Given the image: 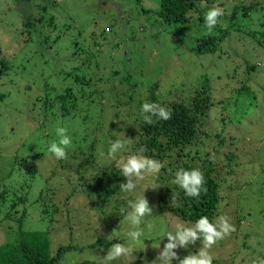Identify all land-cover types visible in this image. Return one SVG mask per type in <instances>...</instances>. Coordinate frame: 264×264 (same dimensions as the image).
I'll use <instances>...</instances> for the list:
<instances>
[{
	"label": "rangeland",
	"instance_id": "obj_1",
	"mask_svg": "<svg viewBox=\"0 0 264 264\" xmlns=\"http://www.w3.org/2000/svg\"><path fill=\"white\" fill-rule=\"evenodd\" d=\"M243 3L248 6L241 11ZM210 4L221 9L224 28L235 27L217 52L199 55L198 38L209 31L197 17L187 27L166 25L157 15L161 0H0V64L8 67L0 77V192L28 194L30 189L28 201L13 207V216L23 215L26 231H47L52 255L60 247H74L59 264H155L168 242L165 232L194 226L159 203L160 169L138 180L132 177V192L122 193L120 185L129 178L121 176L116 162L138 155L130 129L150 89L157 85L162 99L167 95L181 102L199 90L205 77L212 86L207 130L228 141L221 152L211 151L220 176L215 181L219 205L210 222L224 216L231 225L206 251L212 264H264V0ZM245 7L252 9L250 16ZM29 18L31 32L25 28ZM46 36L50 42L41 46ZM76 41L87 54H95V71L104 79L96 82L98 103L87 125L79 117L58 121L50 91L59 61L74 51ZM58 127L71 139L63 159L47 151L58 139ZM90 128H99L97 144L90 157L77 156L89 147ZM117 139L124 148L109 158L110 142ZM102 176L117 193L99 196L105 192L98 184ZM143 196L151 209L140 226L145 235L127 256L105 261L112 244L128 242L129 201ZM147 224L153 225L150 232ZM6 239L0 230V244ZM202 244L201 238L173 249L172 264L198 254Z\"/></svg>",
	"mask_w": 264,
	"mask_h": 264
},
{
	"label": "trees",
	"instance_id": "obj_2",
	"mask_svg": "<svg viewBox=\"0 0 264 264\" xmlns=\"http://www.w3.org/2000/svg\"><path fill=\"white\" fill-rule=\"evenodd\" d=\"M23 1L31 4L35 0ZM211 1L161 0L157 15L168 26L187 27L196 17L203 24L204 14L212 6ZM207 4L210 6L204 7ZM243 6L248 5L243 3L241 11ZM144 12L149 13L146 10ZM251 13L252 9L244 8L245 16H250ZM38 21L44 22L41 17ZM31 23V18L25 22L28 32H31L30 30L33 28ZM234 27L233 24L224 28L218 17V23L214 28L207 35L198 38L195 47L196 53L200 55L217 52L221 43ZM48 29L50 30L49 27H46V30ZM25 32L22 30L21 34ZM211 32L212 34H210ZM31 34L29 33L27 36L31 37ZM47 38L48 36L45 37V39ZM49 42L50 39H47L45 43L41 42L40 44L43 46ZM84 49V46L76 41L74 51L65 57L63 63L59 61L57 79L54 80L52 89H50L52 95L54 94L53 103L57 105L55 114L58 121L79 117L87 125V118L94 112L98 103L96 102L98 90L95 85L98 80L104 81V79L99 75V72L98 74L96 72L99 67L97 66L98 61L94 60L95 54H87L88 52H85ZM84 54L87 55L82 57ZM7 69L8 67L1 62L0 77L7 72ZM60 77L62 78L59 79ZM210 83V79L205 77L199 90L181 102H178L177 98L167 95H164L166 98L162 99L157 93L158 86L155 85L150 89L144 103H154L163 107L170 112L169 119L164 120L150 113H144L137 116L134 120L135 126L130 129L134 152L162 163L159 184L163 189L160 193L159 203L161 202L167 207L174 216L189 222H195L201 216H206L211 221L216 215L217 205H219L215 181L219 179L220 169H217L218 162L214 159L211 151L221 152L228 141L227 136L220 134L213 136L207 130V118L212 102ZM132 90H134V86ZM2 99L0 97V100ZM83 104L85 108L82 106ZM80 112H85L86 116L81 117ZM145 116H149L152 122H146ZM90 118H93V115ZM98 129L90 128V132H86L90 137L89 147L79 152L77 156L87 155L90 157V149H93L97 144L95 134ZM213 143L215 146L214 149H211ZM141 148L143 152H140ZM73 153L75 154V151ZM73 156L75 157V155ZM231 159L228 157L226 161L232 162ZM227 165L231 167V163ZM180 169L189 171L196 169L202 173L204 190L198 197L186 196L184 190L173 183L175 173ZM98 179L99 187L105 190L99 195L100 197L110 194L109 192L117 193L114 191H118V188L109 186L107 178L102 176ZM29 191L28 194H21V191L15 193L9 189L0 192V214L7 209L2 218L3 221L0 222V230L7 233L6 242L0 244V264H59L64 254L73 250L74 247H60L57 253L52 255L47 231H26L22 227L23 215L18 219L13 216V212H15L13 207L17 204L24 205L28 201ZM14 225L15 227H13ZM99 244L102 242L96 243L95 246Z\"/></svg>",
	"mask_w": 264,
	"mask_h": 264
},
{
	"label": "clouds",
	"instance_id": "obj_3",
	"mask_svg": "<svg viewBox=\"0 0 264 264\" xmlns=\"http://www.w3.org/2000/svg\"><path fill=\"white\" fill-rule=\"evenodd\" d=\"M222 15V11L219 7L215 6L210 8L203 17V26L209 32L218 23V17ZM141 113H150L157 116L160 119L167 120L170 117V112L166 111L163 107H160L154 103H144L141 106ZM145 121L151 123L149 116L144 117ZM66 129L63 127L56 128L55 141H52L47 146V151L51 153L56 159H63L66 156V149L71 146V139L65 134ZM124 144L117 139L115 142H110V146L107 150V156L109 158H115L116 154L123 150ZM143 152V149H140ZM104 153H101L103 156ZM116 167L119 168L121 176L129 178L127 184H121L119 191L122 193H130L135 185L131 182V178L135 177L137 180L142 177L143 173H155L158 172L161 165L157 161L147 159L141 155L129 156L126 161L120 163L116 162ZM203 176L199 170H184L180 169L175 173V179L173 183L183 189L186 196L198 197L200 192L203 191ZM131 208V214L128 213L125 216V220L129 225V230L126 232L128 242L126 244L115 243L108 249L107 255L103 258L105 261H114L121 256H127L132 252L135 245H138L140 239L145 235V229L140 226L145 223V217L151 214V209L147 200L143 197L137 198L133 201H129ZM219 223H212L206 216H201L195 221L193 227L181 228L178 227L176 232H165L164 237L168 242L164 245L162 252L158 257V261L155 264H172V260L176 258V252L173 249L177 247H187L189 244L196 242L202 238L203 248L198 254H189L187 257L180 259L179 264H212V258L206 251L210 248L218 239L223 235H226L231 230V225L228 224L227 218L221 216L218 218ZM152 224H147V231H151Z\"/></svg>",
	"mask_w": 264,
	"mask_h": 264
}]
</instances>
